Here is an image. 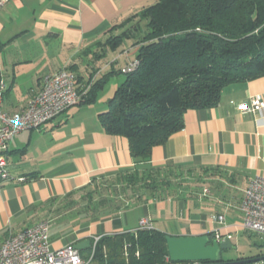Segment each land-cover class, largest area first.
<instances>
[{
	"label": "crops",
	"instance_id": "1",
	"mask_svg": "<svg viewBox=\"0 0 264 264\" xmlns=\"http://www.w3.org/2000/svg\"><path fill=\"white\" fill-rule=\"evenodd\" d=\"M153 2L6 0L0 7L3 110L24 108L39 90L43 76L59 69L74 64L85 76L88 69L80 65L82 58L76 54L87 48L85 55L90 56L98 48L93 43L112 31L113 25ZM135 51L136 47L122 53L111 51L117 55L104 62V69L111 67L113 73L118 55L125 56L123 67L133 60ZM20 75L37 78L36 84L17 92ZM256 94L264 95V75L225 85L215 106L186 110L183 127L152 148V164L171 161L191 170L187 189L143 203L128 202L98 219H73L64 204L74 197L69 193L92 180L133 168L127 139L106 133L99 124L97 115L106 109L107 100L99 106L75 105L39 129L16 134L42 133L49 139L43 150L36 145L35 151L31 141L23 144L14 139L8 144L7 168L24 179L0 183V244L9 234L42 219L49 221L54 249L87 238L92 243L93 237L106 233L135 230L142 217L153 228L176 236L210 234L215 238L217 234L231 241L242 230L250 232L242 227L240 202L248 182L256 175L264 176V111L249 114L236 106ZM217 215L224 216L223 222L215 220ZM80 252L87 255L89 247Z\"/></svg>",
	"mask_w": 264,
	"mask_h": 264
},
{
	"label": "trees",
	"instance_id": "2",
	"mask_svg": "<svg viewBox=\"0 0 264 264\" xmlns=\"http://www.w3.org/2000/svg\"><path fill=\"white\" fill-rule=\"evenodd\" d=\"M112 31L93 43L95 68L120 46L136 47V65L97 118L106 133L127 139L134 165L69 193L74 197L64 210L78 221L187 189L191 170L171 161L152 164V148L183 127L186 110L213 107L225 85L264 75V0H154ZM106 76L77 105L95 102ZM82 77L78 72L79 88ZM165 235L153 227L102 234L91 264H168Z\"/></svg>",
	"mask_w": 264,
	"mask_h": 264
},
{
	"label": "built area",
	"instance_id": "3",
	"mask_svg": "<svg viewBox=\"0 0 264 264\" xmlns=\"http://www.w3.org/2000/svg\"><path fill=\"white\" fill-rule=\"evenodd\" d=\"M5 1L0 0V7ZM135 65L136 62L133 61L123 67L122 71L127 72ZM3 89L4 84L0 79V183L24 179L14 176L7 168L5 153L10 139L22 131L43 127L77 105L86 92L85 88L77 86L75 74L67 68L43 76L39 90L32 94L24 108L15 112L3 110ZM236 107L244 113H262L264 95H253ZM240 209L243 212L242 227L264 236V176L256 175L248 182L243 191ZM215 220L223 222L224 216L217 215ZM138 227L150 229L152 225L147 217H142L138 221ZM216 237L220 238L217 234ZM97 239L98 237H93L89 253L85 256L74 247V243L54 249L49 240V221L42 219L21 231L9 234L2 241L0 264H91Z\"/></svg>",
	"mask_w": 264,
	"mask_h": 264
},
{
	"label": "rangeland",
	"instance_id": "4",
	"mask_svg": "<svg viewBox=\"0 0 264 264\" xmlns=\"http://www.w3.org/2000/svg\"><path fill=\"white\" fill-rule=\"evenodd\" d=\"M127 48H131V46L130 47H123V49H121V46H120L116 49L115 52L120 51V53H122ZM88 55L89 54L85 55L84 53H82V54L77 53L76 54V58L77 57L82 58L80 65H83L84 68L87 67V69H88L85 76H83L79 80L80 83L82 84L81 87H83V89L85 87L86 94H88L90 87L92 86L93 82L96 79H99V78L104 79L105 78V77H103L104 74L107 75L106 79L104 80V82L102 84V87L99 88L96 92L95 102L91 103V104L95 103L96 106H99L101 104L102 100L105 101V100H107V98L109 96L113 95L114 90L124 80V78H125L124 73L125 72H123L122 69L120 70V72L118 70L121 68L122 65H124L125 56L119 57V55H118V59L113 64L115 71L112 74H108L107 72H109L111 67L104 69L103 64H104V62L111 61L114 58V56H116L117 54L114 55V53H112L111 51H109L107 53L106 57L100 62V64H102L101 66H103L102 68L104 69V71L102 73L100 72V70L98 68L97 69L95 68V66H94L95 64H92L93 60L95 61V59H93L94 55L93 54H91L90 56H88ZM132 62H133V60L128 62L126 64V66H124V67H127V65H129ZM83 67H82V69H83ZM70 71L73 72L77 77L79 70H77V69L71 70L70 69ZM19 74H21V70H19ZM22 74H24V73H22ZM36 81H37V78L32 79L30 77V75H20V82L16 86V88H17L16 91L20 92L23 89H28L31 86H34L36 84ZM14 139L18 140V141H23V144H26V143L31 141L30 143L32 144V150L35 151L36 145H37V150H43L44 149L43 144L48 143L47 141L49 138L46 136H43L42 133H40V135L35 134L33 137L32 136L29 137V132L26 131L20 135L13 136L10 139V141H12ZM231 243L234 245V247L232 249L228 250L226 254H223L224 258H227V257L228 258H232V257L234 258L237 256L247 257V256H254L257 254H261V253L264 254V236H262V235L255 234L253 232L247 233V232L242 230V231L238 232L235 236H232Z\"/></svg>",
	"mask_w": 264,
	"mask_h": 264
},
{
	"label": "water",
	"instance_id": "5",
	"mask_svg": "<svg viewBox=\"0 0 264 264\" xmlns=\"http://www.w3.org/2000/svg\"><path fill=\"white\" fill-rule=\"evenodd\" d=\"M168 264H263L264 255L236 257L225 259L223 254L234 245L228 237L212 238L210 234L202 235H165ZM91 239L74 243L81 250L90 247Z\"/></svg>",
	"mask_w": 264,
	"mask_h": 264
}]
</instances>
